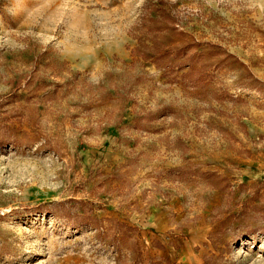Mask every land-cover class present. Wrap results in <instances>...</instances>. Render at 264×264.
I'll return each mask as SVG.
<instances>
[{"label":"rangeland","instance_id":"obj_1","mask_svg":"<svg viewBox=\"0 0 264 264\" xmlns=\"http://www.w3.org/2000/svg\"><path fill=\"white\" fill-rule=\"evenodd\" d=\"M0 264H264V0H0Z\"/></svg>","mask_w":264,"mask_h":264}]
</instances>
